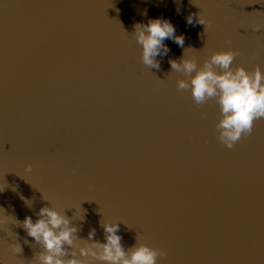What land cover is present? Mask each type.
Masks as SVG:
<instances>
[{
  "label": "water",
  "instance_id": "obj_1",
  "mask_svg": "<svg viewBox=\"0 0 264 264\" xmlns=\"http://www.w3.org/2000/svg\"><path fill=\"white\" fill-rule=\"evenodd\" d=\"M151 18L198 63L231 47L264 72V0H0V264L41 251L17 221L42 206L85 240L119 223L126 250L138 236L166 253L157 264H264V120L219 143L217 105L176 88L184 48L165 39L159 70L142 64L131 33Z\"/></svg>",
  "mask_w": 264,
  "mask_h": 264
},
{
  "label": "clouds",
  "instance_id": "obj_2",
  "mask_svg": "<svg viewBox=\"0 0 264 264\" xmlns=\"http://www.w3.org/2000/svg\"><path fill=\"white\" fill-rule=\"evenodd\" d=\"M186 21L193 24V16L189 15ZM196 22L204 25L205 31L211 26L201 15ZM131 36L140 46V60L147 68L159 70L156 57L169 52L165 39L184 48L183 35H176L174 26L167 19L151 18L147 23H136ZM225 44L230 45L231 40L226 39ZM188 49L191 48H184L179 61L169 60L171 72L183 76L176 80V88L190 93L197 108L208 102L217 105L216 140L232 149L241 139L252 134L257 120H264V72L258 64H254L251 70L239 64L234 66L235 58L240 55L238 49L208 50L207 57L200 63L195 57L186 55ZM24 171L30 173L32 166L26 165ZM3 190L4 187H0V191ZM25 203L32 206L31 201ZM36 215L35 222L30 216L17 221L18 227L32 238V247L41 249L34 253L28 264H157L166 256L163 250L141 243L138 236L136 243L126 250L121 243L122 237L117 235L119 223L100 222L104 232V242L101 243L93 239L95 229L88 232L86 240L79 238L78 228L52 206L40 207ZM79 219L83 220V215ZM7 251L16 257L22 252V246L18 242L11 243Z\"/></svg>",
  "mask_w": 264,
  "mask_h": 264
}]
</instances>
